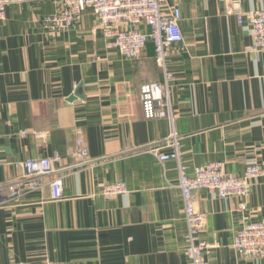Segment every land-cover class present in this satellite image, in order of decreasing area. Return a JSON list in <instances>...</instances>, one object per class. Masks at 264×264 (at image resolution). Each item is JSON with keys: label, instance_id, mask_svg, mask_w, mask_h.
I'll list each match as a JSON object with an SVG mask.
<instances>
[{"label": "crops", "instance_id": "crops-1", "mask_svg": "<svg viewBox=\"0 0 264 264\" xmlns=\"http://www.w3.org/2000/svg\"><path fill=\"white\" fill-rule=\"evenodd\" d=\"M173 3L183 39L167 64L182 162L189 170L222 162L233 176L250 162L264 169V51L250 49L222 0ZM242 6L264 10V0ZM57 7L56 0L13 4L0 21V187L19 178L17 161L59 155L56 168L76 165L78 138L99 164L63 171L58 202L43 178L40 190L0 208V264H185L176 163L126 155L168 133L165 120L143 118L138 98L141 85L163 81L153 45L137 59L107 49L89 9L49 36L41 20ZM117 182L128 192L104 199L102 188ZM196 206L212 246L205 264H262L240 259L231 244L242 223L264 218V177L245 200L199 191Z\"/></svg>", "mask_w": 264, "mask_h": 264}, {"label": "built area", "instance_id": "built-area-1", "mask_svg": "<svg viewBox=\"0 0 264 264\" xmlns=\"http://www.w3.org/2000/svg\"><path fill=\"white\" fill-rule=\"evenodd\" d=\"M43 0H0V21L4 19L9 5L35 3ZM57 9L41 20V28L49 36H59L81 21L86 9L91 10L99 23L107 49L114 50L126 59L141 56L147 43L154 48L156 65L160 69L162 83H146L139 87L138 98L142 116L146 120L161 119L168 124L167 135L159 141L138 146L126 152L134 156L148 154L160 164L174 161L177 165V187L181 194L183 221V255L185 264H205L211 250L202 239L205 217L197 209L196 195L199 191L214 194L220 200L248 196L250 184L264 177V169L250 162L241 176L225 172L222 162L195 166L191 170L181 160L182 138L176 130V116L171 107L169 90L174 76L168 70V58L172 46L182 42L179 29L180 10L177 3L169 6L167 0H56ZM179 1V0H176ZM225 14L235 17L243 32L251 37V50L264 51V10L244 11L242 0H222ZM141 27L147 31H142ZM79 133V130H77ZM70 156L77 164L58 169L61 157L26 159L12 163L20 172L19 178L8 186L0 187V208L20 200L26 194L42 187V179L49 178L51 201L62 200L63 171L93 169L99 162L89 157L84 139L78 138ZM122 182L106 184L100 194L110 200L126 194ZM245 209L243 203L240 204ZM240 259L256 260L264 264V218L257 222L242 223L233 236L231 244Z\"/></svg>", "mask_w": 264, "mask_h": 264}]
</instances>
